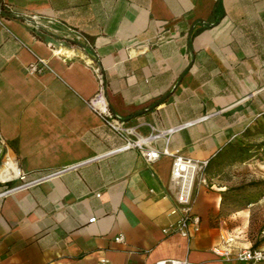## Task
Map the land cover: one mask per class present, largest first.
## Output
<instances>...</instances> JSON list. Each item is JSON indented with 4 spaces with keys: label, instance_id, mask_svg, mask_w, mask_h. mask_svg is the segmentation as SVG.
<instances>
[{
    "label": "crops",
    "instance_id": "obj_1",
    "mask_svg": "<svg viewBox=\"0 0 264 264\" xmlns=\"http://www.w3.org/2000/svg\"><path fill=\"white\" fill-rule=\"evenodd\" d=\"M1 1L0 170L46 177L0 178V264H238L213 248L264 247V196L223 208L213 166L194 186L199 230L164 232L180 217L172 156L123 147L85 103L102 88L137 136L176 128L151 145L196 159L261 141L264 0Z\"/></svg>",
    "mask_w": 264,
    "mask_h": 264
},
{
    "label": "built area",
    "instance_id": "obj_2",
    "mask_svg": "<svg viewBox=\"0 0 264 264\" xmlns=\"http://www.w3.org/2000/svg\"><path fill=\"white\" fill-rule=\"evenodd\" d=\"M1 1V0H0ZM4 4L3 1H1ZM1 6V5H0ZM6 6V5H5ZM0 7V15L2 13ZM71 39H77V34L71 30L69 32ZM47 67L46 62L37 57V59L27 66L29 73L37 74L42 73ZM85 103L103 120V122L114 132H116L124 141L123 147L138 148L146 161L154 162L158 160L163 154H170L172 156L171 165V181L175 186V199L178 204L173 208L172 213L180 212L179 219L164 229L166 233H179L185 237H189L192 231H198L200 228V218L192 211L194 186L197 179L205 182L204 172L208 165V159H196L188 156H183L177 152H168L166 147L156 148L151 145L155 140L163 139L165 144L169 140V135L176 130V128H166L163 130H153L146 136H137L134 129L124 126L121 119L114 115L107 107L104 99L103 89L92 98L85 100ZM11 160H5L4 166L1 170L6 173L11 168ZM17 178L22 180L21 187H28L31 184L41 181L44 177H39L30 181L26 180L25 173L19 168H16V173L12 172ZM51 175V174H49ZM47 175V176H49ZM89 222L95 221V217H91ZM116 240H122V235L116 237ZM232 240L229 234L222 237L224 243H228ZM214 253L219 256H224L228 260L234 259L238 264H256L264 262V247H244L238 249L234 254L227 248L215 246L213 248ZM101 264H109L107 260H102ZM156 264H167L165 261H159ZM168 264H186V261H171Z\"/></svg>",
    "mask_w": 264,
    "mask_h": 264
},
{
    "label": "rangeland",
    "instance_id": "obj_3",
    "mask_svg": "<svg viewBox=\"0 0 264 264\" xmlns=\"http://www.w3.org/2000/svg\"><path fill=\"white\" fill-rule=\"evenodd\" d=\"M261 134V139L264 140V133ZM213 168L214 171H219L218 179L225 184L227 189L235 188L240 194L246 196L256 194H259L258 198L264 196V155L256 154L255 156L243 160L227 161L220 165H214ZM206 171L207 170H205L204 175H206ZM210 181L212 182L211 179L207 178L206 182L203 183L211 186L212 183H210ZM238 199L239 198H235L230 202L224 203L223 208L234 209L247 204L246 201Z\"/></svg>",
    "mask_w": 264,
    "mask_h": 264
},
{
    "label": "trees",
    "instance_id": "obj_4",
    "mask_svg": "<svg viewBox=\"0 0 264 264\" xmlns=\"http://www.w3.org/2000/svg\"><path fill=\"white\" fill-rule=\"evenodd\" d=\"M0 7L5 13L7 11L6 6L0 1ZM251 129L246 130V136L251 133ZM255 133H264V119L257 121L254 125ZM253 132V133H254ZM256 154L264 155V140L247 143L241 141H233L229 143L227 146L222 148L219 152L215 154L213 158H211L208 162L206 170L214 165H220L227 161H237L249 158L251 156H255ZM259 197V194L256 195H243L240 194L235 188H226L221 191V202L224 204L226 202H230L232 199L239 198L238 200L250 202ZM243 198V199H241Z\"/></svg>",
    "mask_w": 264,
    "mask_h": 264
},
{
    "label": "water",
    "instance_id": "obj_5",
    "mask_svg": "<svg viewBox=\"0 0 264 264\" xmlns=\"http://www.w3.org/2000/svg\"><path fill=\"white\" fill-rule=\"evenodd\" d=\"M38 29L42 33L47 34L46 37L48 38V40L55 42L54 36L50 32H47L42 26H38Z\"/></svg>",
    "mask_w": 264,
    "mask_h": 264
},
{
    "label": "bare ground",
    "instance_id": "obj_6",
    "mask_svg": "<svg viewBox=\"0 0 264 264\" xmlns=\"http://www.w3.org/2000/svg\"><path fill=\"white\" fill-rule=\"evenodd\" d=\"M13 171L16 173V168H15V167H13V169H12L11 171L9 170L8 173H6V172L3 173V171L0 170V178H5V177H9V176L14 175V174L12 173Z\"/></svg>",
    "mask_w": 264,
    "mask_h": 264
}]
</instances>
